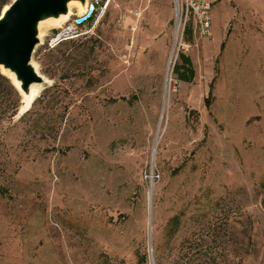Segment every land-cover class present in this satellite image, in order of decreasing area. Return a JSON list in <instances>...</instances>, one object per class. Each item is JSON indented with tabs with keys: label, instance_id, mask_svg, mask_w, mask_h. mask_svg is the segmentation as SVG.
<instances>
[{
	"label": "rangeland",
	"instance_id": "rangeland-1",
	"mask_svg": "<svg viewBox=\"0 0 264 264\" xmlns=\"http://www.w3.org/2000/svg\"><path fill=\"white\" fill-rule=\"evenodd\" d=\"M208 1L188 82L173 0L43 29L31 108L6 117L0 88V264H264V0Z\"/></svg>",
	"mask_w": 264,
	"mask_h": 264
},
{
	"label": "water",
	"instance_id": "water-1",
	"mask_svg": "<svg viewBox=\"0 0 264 264\" xmlns=\"http://www.w3.org/2000/svg\"><path fill=\"white\" fill-rule=\"evenodd\" d=\"M90 1L11 0L2 8L0 74L5 76L24 98L21 100L22 108L18 117L25 114L37 98L34 96L33 87L48 83L33 61L37 47L42 44L43 29L46 26L57 27L56 23L69 18L72 4H78L82 13L75 12L70 19L76 16V23H83L89 17Z\"/></svg>",
	"mask_w": 264,
	"mask_h": 264
},
{
	"label": "built area",
	"instance_id": "built-area-1",
	"mask_svg": "<svg viewBox=\"0 0 264 264\" xmlns=\"http://www.w3.org/2000/svg\"><path fill=\"white\" fill-rule=\"evenodd\" d=\"M100 7V0H91L89 3V17L83 23L87 22ZM211 4L208 0H173L174 12V30L173 40L170 49V58L167 64L169 81L172 79L176 61L180 54H184L190 48L188 42L189 35L196 37H207L211 34ZM81 23V24H83ZM76 25H79L76 23ZM155 177L154 173L145 174V179H149L150 184Z\"/></svg>",
	"mask_w": 264,
	"mask_h": 264
},
{
	"label": "trees",
	"instance_id": "trees-1",
	"mask_svg": "<svg viewBox=\"0 0 264 264\" xmlns=\"http://www.w3.org/2000/svg\"><path fill=\"white\" fill-rule=\"evenodd\" d=\"M7 1L8 0H2V4L5 5ZM80 25L82 24H79L78 26ZM190 38L191 36L189 35L188 39ZM174 73L177 75V78H179L181 81H184V82L190 81V79L193 77L194 70L192 67V62L188 56L184 54L179 55V63L175 65ZM0 88L5 91V94H6L5 101L8 103L7 111H6L7 113L5 116L12 119L19 112V109L21 107V97L19 96L16 89L12 86L10 81L2 74H0ZM45 92H48V89H46ZM260 194H261L260 204L264 209V186L262 187ZM179 219L180 218L178 217V215H175V216H172L171 220L169 221V228L172 230V235L178 230ZM186 248L188 249L193 248V230L190 231L189 234L183 237V240L181 241L179 248H178L179 249L178 253L183 251L184 249L186 250V252H183V254L189 253L187 252ZM191 262H192L191 260H188L187 263L191 264ZM201 264H203V262Z\"/></svg>",
	"mask_w": 264,
	"mask_h": 264
},
{
	"label": "bare ground",
	"instance_id": "bare-ground-1",
	"mask_svg": "<svg viewBox=\"0 0 264 264\" xmlns=\"http://www.w3.org/2000/svg\"><path fill=\"white\" fill-rule=\"evenodd\" d=\"M70 9H71V14H70V17L72 16V15H74L75 14V12L76 13H82V10H81V8H80V6L78 5V4H72L71 6H70ZM70 17L69 18H65V19H63V20H61L60 22H58V23H56L58 26L57 27H61L64 23H66L69 19H70ZM41 87L42 86H34L33 87V92H34V96L35 97H37L38 96V94H39V92H40V90H41ZM22 99H24L23 98V96H21V100ZM21 106H22V104H21ZM22 108V107H21ZM20 108V109H21Z\"/></svg>",
	"mask_w": 264,
	"mask_h": 264
}]
</instances>
